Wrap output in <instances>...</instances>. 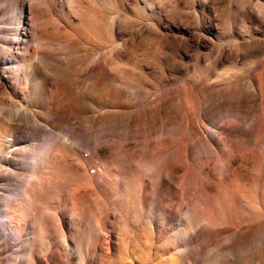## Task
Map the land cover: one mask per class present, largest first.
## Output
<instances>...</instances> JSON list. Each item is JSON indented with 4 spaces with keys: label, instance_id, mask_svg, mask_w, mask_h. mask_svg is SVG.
<instances>
[{
    "label": "rangeland",
    "instance_id": "374dc122",
    "mask_svg": "<svg viewBox=\"0 0 264 264\" xmlns=\"http://www.w3.org/2000/svg\"><path fill=\"white\" fill-rule=\"evenodd\" d=\"M201 1L0 0V264H264V23Z\"/></svg>",
    "mask_w": 264,
    "mask_h": 264
},
{
    "label": "bare ground",
    "instance_id": "6f19581e",
    "mask_svg": "<svg viewBox=\"0 0 264 264\" xmlns=\"http://www.w3.org/2000/svg\"><path fill=\"white\" fill-rule=\"evenodd\" d=\"M251 2H252V0H234V3L232 5H229V4H226V3H228V0H208V1L203 0V1H201V5L206 8L207 4H212L210 12L212 13L213 18L211 17V19H210V17H209V18H207V20L210 22L218 20L219 24H224V26H226L225 28L227 29L233 23L234 18L237 15H239V13H241V15L244 16V19L255 15L258 18H260L261 21L264 23V4L258 3L257 5H259V9L257 11L254 10L255 12L253 10H252L253 12H249V10H250L249 5L251 4ZM224 3L226 5H224V8H221L220 5H222ZM231 8H236V11L232 12ZM177 9H178V5L175 4L172 7L173 14L170 16L171 19H173V18L175 19V17L179 16V15L178 16L176 15L178 12ZM99 16L100 15L98 13L93 14V18L99 17ZM178 18H180L181 20L183 19L181 16H179ZM199 18L197 16H195L191 20V16H189L188 19H186L184 23L187 26H189V24H191V23L192 24L196 23ZM169 22H170V20H169ZM46 24H47V22L42 21V22L38 23V26L42 27ZM87 24H88V28H87V30H85V32L83 31L81 33V36L86 37L88 39H92L93 37H96L98 43H101L102 42L101 38L99 36H97V34L100 32V31H97L99 28L98 25L93 27V24L90 23L89 20H88ZM149 29H151L150 31H152L156 34H159V29L157 27L151 26ZM187 37L189 38V40H191V38H193L195 36L191 33H188ZM200 38H202V40H200V41L207 42V41H205L203 36H201ZM243 47H246V49L249 52H256V51H260V50L262 51V49H264V39H262L261 37H258V38H253V40L249 41V42L237 43L236 48H234V49L230 50L228 53H226L223 58H227V59H231V60L237 59V57L240 55V53H241L240 51ZM222 56H223V50H221L220 55L217 57V61H220L222 59ZM258 69H260V72H258V74H257V79H258V83L260 85V91H261V94H260L261 104H260V119H259L260 131L256 135L257 144L264 139V128H263V125H264L263 124V122H264V61H262L259 64ZM181 96H182V100H183V111L186 115H185V120L182 123V128L180 131V137L177 140H172L167 145L166 144L165 145H160V144L156 145L153 149L154 150L153 154L155 156H161L162 154H165L164 152H165V149L167 147H175L177 150L178 159L181 161L186 160V149H185L186 136L189 133H192V130H193L192 116L197 113L198 102H197L196 98L193 96V94L187 90H184L183 92H181ZM184 113H183V115H184ZM221 143L227 148H228V144H230L229 140L227 138H223L221 140ZM232 148L233 147L231 146L228 149H226V154L228 157H231L233 154ZM253 155H254V159H255V165L258 166L259 168H261L262 171L264 172V151L262 152L261 155H257L256 152ZM161 163H162L161 165L165 166V164H163V162H161ZM221 166H222V164H221ZM188 176L190 178L195 179L196 178V172L189 170Z\"/></svg>",
    "mask_w": 264,
    "mask_h": 264
}]
</instances>
